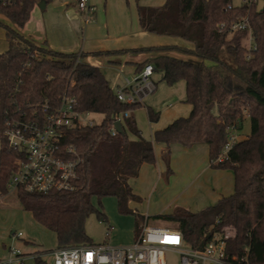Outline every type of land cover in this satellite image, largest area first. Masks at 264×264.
<instances>
[{
    "label": "trees",
    "instance_id": "trees-1",
    "mask_svg": "<svg viewBox=\"0 0 264 264\" xmlns=\"http://www.w3.org/2000/svg\"><path fill=\"white\" fill-rule=\"evenodd\" d=\"M40 1L0 2V15L8 20H0L7 41V48L0 53V199L8 193V181L16 169V154L4 136L8 122L41 115L46 102L58 105L67 93L77 98L80 111L103 115L100 123L67 131L65 143L77 147L83 159L75 188L48 194L16 190L23 209L56 234V248L95 244L86 231L87 217L95 211L99 219L108 221L94 203L95 197L101 206L104 197H115L121 214L134 213L130 203L141 197L130 181L138 177L143 164H156L155 143L165 145L162 156L168 172L172 144H206L211 166L233 171L234 191L199 211L178 208L143 218L172 223L192 247L201 248L217 236L226 241L227 259L243 256L247 249L249 264H264V5L259 9L256 1L229 8L230 0H166L161 6L138 5L142 30L181 38L190 46H142L93 53L152 54L138 70L151 62L168 83L185 81L190 113L156 129L152 139H147L131 116L141 104L120 101L101 68L84 60L88 53L58 51L21 32ZM243 17H248L255 48L245 44L248 30L229 29ZM221 23L226 25L222 28ZM174 47L197 59L169 55L168 49ZM124 111L131 114L122 119L123 132L112 135V122ZM148 113L150 121H158V111L149 106ZM246 116L250 117L251 132L239 139L222 161L213 162L228 141L229 128L239 130ZM129 132L136 138L131 139ZM34 260L50 264L40 255Z\"/></svg>",
    "mask_w": 264,
    "mask_h": 264
},
{
    "label": "rangeland",
    "instance_id": "rangeland-1",
    "mask_svg": "<svg viewBox=\"0 0 264 264\" xmlns=\"http://www.w3.org/2000/svg\"><path fill=\"white\" fill-rule=\"evenodd\" d=\"M65 1L67 0H51L45 9H41L39 3L36 4L24 27V32L34 34H37L38 31L41 32L43 34L42 41L48 40V44H51L57 50L89 52L92 57L88 56L87 58L94 65H99L114 90L117 88V84L122 82L124 76L135 74L136 66L132 63H126L121 57L122 53L114 54L111 58L113 61L119 60L120 62L109 61L107 57L94 55L93 53L123 49L124 46L131 43L140 44L133 45V47L165 45L185 47L188 45V42L181 38L156 35L141 30L142 28L137 37H126L123 39L110 37L106 40L99 39V41L96 39V37L100 38L103 36L97 28L101 10L104 14L107 12V20H117L118 27L127 25L124 22H129L132 24V27L136 28L138 26L140 28L137 14L138 5L161 6L166 0H109L107 3H103L104 1L102 0V6L100 5V0H91V4L95 8L93 21L85 24L81 20L82 25H78V27H75L71 23V18H68L64 12ZM235 4H240V1L235 0ZM263 5L264 0H257V7L259 9ZM0 20L8 22L7 18L1 15ZM103 41L113 47L95 49ZM251 41L248 35L245 44L249 46ZM6 48L5 31L0 26V53ZM167 53L171 56L182 58L194 57L197 59L195 56L188 55L175 47L168 49ZM151 56L152 54H148V57ZM206 63H210V61H206ZM152 80L156 84V89L144 97L142 104L133 110L131 115L141 130L142 136L147 139H152L153 130L157 122L165 124V122L172 119L174 114L187 116L190 111L189 103L185 102L186 83L184 80L168 83L162 79V72L160 71H154ZM149 106L159 112V119L155 123L149 119ZM214 111L217 112V109ZM83 116L86 119H93L96 123H100L103 119V115L96 112H88ZM250 132L251 121L250 117L246 116L242 127L237 130L236 134L238 139H242ZM129 136L131 139L136 138L131 132H129ZM164 148L165 146L162 143H155L156 164H151L149 169L146 168L141 171L138 177L131 180L134 191L141 197L140 200H135L131 203V208L134 210L133 214H121L118 211L115 197H104L101 200L102 206L99 204L98 199L94 198V203L104 211L108 221L99 219L95 211L87 217L85 223L86 231L93 242L96 244L109 243L116 245L120 244L123 240L133 241L141 233L146 221V217L143 218V215L172 212L178 208L189 209L206 206L218 196L231 194L234 191L233 179L229 181V190L223 191L217 188L216 185H212L213 181L210 173L213 170L209 168V165V170H205V161L186 166L181 155L176 154L177 160L176 162L170 161L171 172H168V164L162 156ZM176 155L172 154L171 157L173 158ZM207 160H209L208 157L206 162ZM215 188L216 190H213ZM187 189L190 191L185 196L183 195V191ZM152 190L155 191L154 194H152ZM184 204H188L191 207H187L188 205ZM149 222L168 224L165 226L174 227L172 223L155 221L152 218ZM18 232H22V237L19 239L13 238V234ZM226 234L229 235L230 231L227 230ZM6 246L19 248L23 252L52 250L57 246L55 233L52 230L44 228L29 212L23 209L17 191L13 189H9L8 193L0 199V257L7 256L8 250ZM44 257L49 262L52 261L50 254H44ZM166 261L167 264H181L180 256L175 251L166 252ZM24 264L36 263L34 258L28 256Z\"/></svg>",
    "mask_w": 264,
    "mask_h": 264
},
{
    "label": "built area",
    "instance_id": "built-area-1",
    "mask_svg": "<svg viewBox=\"0 0 264 264\" xmlns=\"http://www.w3.org/2000/svg\"><path fill=\"white\" fill-rule=\"evenodd\" d=\"M10 0H0L5 4ZM229 8L235 4L230 0ZM240 4L257 0H239ZM76 7L83 23L93 21L95 14L91 0H76ZM226 24L221 23L223 28ZM231 31L248 30L251 38L249 49L255 48L251 36L248 17L231 23ZM155 71L153 63H146L133 75L123 77L115 89L117 98L128 104H142L143 99L156 89L152 80ZM88 111H80L75 96L64 93L58 105L46 102L42 114L13 119L4 130L8 146L16 154V169L8 181V188L22 189L29 193L48 194L58 191H70L75 188L79 178V166L83 159L77 147L65 143L67 131L81 125H94L93 119L84 118ZM130 111L116 115L110 132L118 133L115 122L129 117ZM234 127L229 128V138L221 155L213 159L220 162L227 152L239 140ZM13 237L21 238L22 232ZM227 237V235L225 236ZM175 251L180 256L181 264H249L248 250L243 256L226 257V241L215 236L201 248L190 246L181 231L175 227L154 225L145 221L142 231L128 245H112L109 243L81 244L70 247L40 250L30 255L19 248L10 247L6 257L0 258V264H24L28 256L34 258L50 254V264H167L166 252Z\"/></svg>",
    "mask_w": 264,
    "mask_h": 264
},
{
    "label": "crops",
    "instance_id": "crops-1",
    "mask_svg": "<svg viewBox=\"0 0 264 264\" xmlns=\"http://www.w3.org/2000/svg\"><path fill=\"white\" fill-rule=\"evenodd\" d=\"M104 1V2H103ZM100 0V5L102 6V2L103 3H107L109 2V0ZM49 2H45L44 4V7H41V9H45L47 7ZM149 4H154V3H149ZM35 7V6H34ZM64 12L65 14L68 16V18L70 17V21L71 23L75 26V27H78V25H82V21H81V18L79 17V14H78V11H77V7H76V0H67L65 1V6H64ZM138 14V13H137ZM107 12L106 14H104L102 12V10L100 11V17H99V20L97 22V28L100 30L101 34L103 36H101L100 38H97L96 39L99 41V39H102V40H106V39H109L110 37H113V38H117V39H123V38H126V37H137L139 34H140V29H141V26L140 28L137 26L136 28L135 27H132V24H130L129 22H124L126 23L127 25H124V26H121V27H118V21L117 20H112V19H108L107 20ZM2 16V15H1ZM139 20V19H138ZM39 23V21H38ZM25 27V26H24ZM24 27L21 28V32L28 38L34 40L36 43H39V44H43V43H46L48 45V47L52 48V49H55L52 47L51 44H48V40H44V42L42 41V37H43V34L41 32H37V34H34V33H29V32H24ZM135 28V29H134ZM142 30V29H141ZM39 33V34H38ZM133 45H140V44H127V46H124L123 49H129V48H137L136 46L133 47ZM187 46H190L189 44ZM110 47H113V46H110L107 42L103 41V42H100L98 45H97V48L95 49H105V48H110ZM57 50V49H55ZM119 50V49H117ZM58 51H63V52H73L75 50H72V51H64V50H58ZM85 53V52H84ZM92 57L90 56L89 52H88V55L84 58V60L88 63H91L90 62V59H88L87 57ZM114 55H109V56H105L109 59V61H113L111 58L113 57ZM121 57L124 59V61L126 63H132L136 66V72L138 71V65L140 63H142L145 58L148 57V54H130V53H127V54H123L121 55ZM187 59H194L196 60L194 57H189ZM113 62H120L119 60H114ZM93 64V63H91ZM96 65V64H95ZM99 66V65H97ZM135 72V73H136ZM119 84H117L118 86ZM190 105V108L189 110L191 111V104ZM189 111V113H190ZM179 114H174L172 116V119L168 120V122L174 120L175 118L179 117L178 116ZM157 122V121H156ZM168 122H165V124H162V123H156L155 124V127H154V130L153 132L156 130V129H159V128H163L164 126H166L168 124ZM155 123V122H154ZM167 123V124H166ZM137 125V124H136ZM138 127V126H137ZM141 131V130H140ZM153 135V134H152ZM164 145V144H163ZM165 146V145H164ZM163 152L165 151V148L162 150ZM173 155H176V154H180L181 157L183 158V161L185 162L184 164L186 166H191L193 165L194 163H199L200 161H205V164H206V167H205V170H209V168H211V176H212V185H216L217 188H220L222 189L223 191L225 190H229V185H230V180L233 179L234 181V175H233V171L230 170V169H218V168H214L211 166V157L209 155V149H208V146L206 144H196V145H193L191 147H184L180 144H172L171 146V156ZM207 157L209 158V160H207L206 162V159ZM171 160L173 162H176L177 160V155L175 157H171ZM170 160V161H171ZM210 167H209V166ZM149 167H151V164L149 163H145L142 165L141 169H140V172L145 170L146 168L149 169ZM209 167V168H208ZM139 172V174H140ZM131 182V181H130ZM132 185V184H131ZM133 187V186H132ZM134 190V189H133ZM213 190H216L213 189ZM190 190L187 189L186 191H183V195L186 196V194L189 192ZM135 192V191H134ZM154 190H152V194H154ZM136 193V192H135ZM226 193V192H225ZM225 195V194H223ZM229 195V194H227ZM202 197V195H201ZM220 197L222 196H218L217 198H215V200L213 202H210L209 204H207L206 206H199L198 208H189V210L191 211H199L211 204H213L214 202H216ZM204 202V201H203ZM132 203V202H131ZM131 203H130V206H131ZM184 205H188V204H184ZM205 205V204H204ZM187 207H191V206H187ZM188 209V208H186ZM194 209V210H193ZM197 209V210H196ZM26 212H29L27 210H25ZM31 214V216H33V214L31 212H29ZM159 213H165V212H158L157 214ZM152 214H149L147 216H151ZM27 218V217H26ZM34 218V216H33ZM35 219V218H34ZM36 220V219H35ZM37 221V220H36ZM155 221H160V222H164V223H168L166 221H162V220H156ZM38 222V221H37ZM148 223H150L148 220H147ZM39 223V222H38ZM150 224H154V225H168V224H159V223H150ZM44 227V226H43ZM45 228V227H44ZM56 235V234H55ZM15 238V237H13ZM19 239V238H17ZM135 239V238H134ZM133 241H129V240H123L120 244H116V245H128L130 243H132ZM112 245H115V244H112ZM10 247L12 246H6V249L8 250ZM56 248V247H55ZM53 248V249H55ZM37 251H40V250H37ZM36 251H33V252H24L28 255H30L31 253H34ZM6 257V256H5ZM31 257V256H30ZM1 258V257H0ZM33 258V257H32ZM35 261V260H34Z\"/></svg>",
    "mask_w": 264,
    "mask_h": 264
},
{
    "label": "water",
    "instance_id": "water-1",
    "mask_svg": "<svg viewBox=\"0 0 264 264\" xmlns=\"http://www.w3.org/2000/svg\"><path fill=\"white\" fill-rule=\"evenodd\" d=\"M44 4H45V1L44 0H42V1L39 2V5L41 7H44ZM115 127L118 130V132H120V133L123 132V126H122V123L120 121H116L115 122Z\"/></svg>",
    "mask_w": 264,
    "mask_h": 264
}]
</instances>
